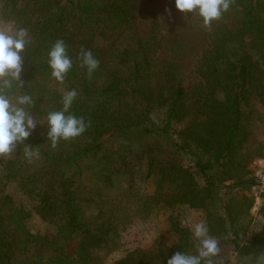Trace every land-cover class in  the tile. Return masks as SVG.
I'll return each mask as SVG.
<instances>
[{
	"label": "trees",
	"instance_id": "1",
	"mask_svg": "<svg viewBox=\"0 0 264 264\" xmlns=\"http://www.w3.org/2000/svg\"><path fill=\"white\" fill-rule=\"evenodd\" d=\"M141 4L144 34L133 21ZM166 9L178 11L174 0H0V31L30 37L23 87L9 94H31L38 120L0 156V264H103L128 224L154 217L156 247L126 248L109 264H167L176 252L197 254L196 216L218 242L214 264L264 262V200L251 230V163L264 159L251 103L256 94L264 104V0H231L208 27L184 13L205 39L198 54L191 36L164 30ZM57 40L73 60L63 84L48 66ZM82 49L99 61L91 76ZM70 90L68 114L87 127L52 147L46 116ZM26 145L38 153L31 160ZM31 213L52 230L29 229Z\"/></svg>",
	"mask_w": 264,
	"mask_h": 264
},
{
	"label": "clouds",
	"instance_id": "2",
	"mask_svg": "<svg viewBox=\"0 0 264 264\" xmlns=\"http://www.w3.org/2000/svg\"><path fill=\"white\" fill-rule=\"evenodd\" d=\"M230 3L231 0H174L176 10L180 13L197 12L205 27L228 11ZM29 43V33L23 27L17 28L14 34L0 31V156L10 155L18 144H24L38 124L31 112L34 104L32 95L27 92L15 96L9 94L13 85L16 88L23 87L21 53ZM77 59L89 76L99 67L98 59L89 50L82 49ZM48 66L51 76L63 84L73 66L63 40H57L49 50ZM76 96L75 90L66 92L62 97V109L47 113V140L52 147L58 141L77 137L86 130L83 118L68 114ZM24 155L31 160L38 153L32 151V146L26 145ZM191 231L196 241L197 254L179 251L167 259V264H214L213 258L219 255L220 248L217 240L209 235L208 225L204 222L196 223Z\"/></svg>",
	"mask_w": 264,
	"mask_h": 264
},
{
	"label": "rangeland",
	"instance_id": "3",
	"mask_svg": "<svg viewBox=\"0 0 264 264\" xmlns=\"http://www.w3.org/2000/svg\"><path fill=\"white\" fill-rule=\"evenodd\" d=\"M146 5L141 4L139 11L136 13L133 21L135 27L141 32L146 33L148 27L150 26V18L147 15ZM164 24L162 27L165 31H173V32H183L188 36H191L195 43V52L198 54L204 47L205 39L201 32L197 29L196 25L193 22L189 21L188 18L184 15V13H180L179 11H175L172 9L164 10ZM251 103L254 105L255 113H254V121L257 124L255 128V132H258V137L264 139V104L259 102V98L256 94L252 95ZM251 167L255 173V165L254 160L251 163ZM109 194L118 195V190L116 188L113 191L109 192ZM134 204L128 207L130 212L131 209H134ZM257 208L253 207L251 209V214L253 217L251 230L256 229L259 224L260 220L256 216ZM136 217V216H133ZM156 217L148 218L147 220L142 222H138L139 220H134L127 225V228L123 232L122 239L120 241V245L117 249L111 251L108 255V260L103 261V264L111 263V260L121 255V253L127 248H132L136 245L145 246L149 249L156 247V240L158 235H162V230H158L159 224L156 221ZM200 218L198 216L194 217L195 224L198 223ZM26 225L29 229L35 232H49L52 230V227L39 219L34 213L26 220ZM172 241L171 234H164L163 235V243H170Z\"/></svg>",
	"mask_w": 264,
	"mask_h": 264
},
{
	"label": "built area",
	"instance_id": "4",
	"mask_svg": "<svg viewBox=\"0 0 264 264\" xmlns=\"http://www.w3.org/2000/svg\"><path fill=\"white\" fill-rule=\"evenodd\" d=\"M256 183L251 187V195L254 197V208H257L264 200V159H255Z\"/></svg>",
	"mask_w": 264,
	"mask_h": 264
}]
</instances>
